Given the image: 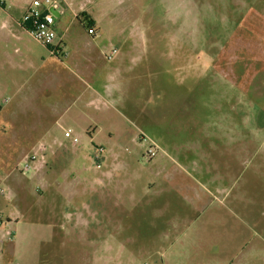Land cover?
<instances>
[{
    "label": "rangeland",
    "instance_id": "374dc122",
    "mask_svg": "<svg viewBox=\"0 0 264 264\" xmlns=\"http://www.w3.org/2000/svg\"><path fill=\"white\" fill-rule=\"evenodd\" d=\"M72 6L61 26L68 58L55 64L60 80L50 91L42 71L21 56L0 54V220L19 218L16 257L1 264H264V0H72ZM81 9L95 19L96 35L74 16ZM113 48L118 54L108 60ZM92 92L100 128L93 139L57 122L61 106L84 107ZM66 130L78 138L75 147ZM143 135L192 186L182 193L192 221L177 238L165 237L150 215L138 220L137 200L155 171ZM41 142L51 146L46 162L22 173ZM65 148L78 159L71 162ZM73 166L112 171L114 214L129 212L123 222L98 225L96 240L62 235V225L73 231L75 222L77 202L61 194V175Z\"/></svg>",
    "mask_w": 264,
    "mask_h": 264
},
{
    "label": "crops",
    "instance_id": "0c3cea01",
    "mask_svg": "<svg viewBox=\"0 0 264 264\" xmlns=\"http://www.w3.org/2000/svg\"><path fill=\"white\" fill-rule=\"evenodd\" d=\"M34 0H0V54L7 58V60L12 58V55L21 56L30 69L33 71H42L43 80L49 81L50 84L46 83L43 87H47L46 91H50L52 88V81L56 83L60 80L59 73L56 72L55 64H58L59 58L53 56L48 47L40 45L35 42L36 45L31 46L27 39L31 38V35L23 28L20 24V20L23 15L27 12L30 5ZM46 2V0H41ZM50 3H57V7L51 4L49 5V11L55 15L56 25L55 30L57 31L60 39L63 38L66 52L67 42L65 40L64 32L61 31V26L64 23V18H66V13L70 10L72 6V0H49ZM86 11L80 10L73 12L74 16L78 20V16ZM87 15H90L86 13ZM94 19V18H93ZM95 20V19H94ZM79 21V20H78ZM80 22V21H79ZM97 29V28H96ZM88 32V30H87ZM93 36V35H91ZM66 59L68 58V53ZM64 58V59H65ZM63 60V59H62ZM61 63V62H60ZM48 64L51 66L48 68ZM80 65V64H79ZM86 68L88 67L85 65ZM63 80V77H61ZM48 85V86H47ZM98 93H90L85 96L86 102L84 107L71 109V106L64 104L61 106V114L57 118V122L65 123L68 122V130L75 128L76 130L85 132L89 138L93 139L99 131L98 119L92 112L91 105L94 99L98 96ZM82 94L77 95L76 101L82 100ZM3 111V105L0 104V113ZM67 131V130H66ZM109 138H112V132H108ZM72 147H75L72 144ZM65 155L69 157L70 161L74 162L78 157L76 155L72 156V150H63ZM76 154V153H75ZM166 155V153L164 154ZM155 157L151 161L154 168V174L151 181H148L144 188L142 189V194H140V199L137 200V208H141V212H138V220L140 222L145 221L147 216L150 215L153 218V222L158 225L157 230L161 231L165 237L177 238L180 232L179 227L189 224L192 220L186 213V200L182 197V193L191 192L192 186L186 183V178H181L177 174V169H182L176 166L175 162L168 161L161 155V157ZM77 162H81V159ZM63 183H61V194H64L65 198L69 202L76 203L77 206L74 209V213L71 216L74 217L73 231L68 228V224L64 223L61 227L63 228V237L67 239L70 234L76 236L77 239H82L83 237L96 240L98 239V234L100 233L102 227L98 225L112 224L114 221H124L129 217V212L126 210L125 214L128 216L123 217V211L120 212L122 215L121 219H118L114 214V186L113 178L114 175L112 171H103L102 173H96L92 170L87 169H75L74 166L71 170H68L64 175ZM72 178V180H71ZM72 181L73 183H69ZM116 190L122 191L123 187H118ZM174 193H178L181 196V201L174 200ZM154 196L153 201L149 195ZM200 198V197H198ZM199 206L202 205V200L197 203ZM116 207L125 203H115ZM88 209V216H81L83 210ZM66 213V212H65ZM178 213H181L178 215ZM69 213H66L67 220ZM65 216V218H66ZM70 217V216H69ZM15 219V220H14ZM15 224L19 223V218H11L3 221L0 220V264L9 261L12 256L16 257L18 243L15 231L10 228ZM14 224V225H13ZM87 224V225H86ZM108 233H113V228H105ZM14 231L15 238L9 239L7 236V231ZM88 232V237L85 232ZM27 235V240L29 241L31 237ZM69 240V239H68ZM20 245V243H19ZM16 264H21L19 262H14ZM13 263V264H14Z\"/></svg>",
    "mask_w": 264,
    "mask_h": 264
},
{
    "label": "built area",
    "instance_id": "2783aa9c",
    "mask_svg": "<svg viewBox=\"0 0 264 264\" xmlns=\"http://www.w3.org/2000/svg\"><path fill=\"white\" fill-rule=\"evenodd\" d=\"M51 4L49 0L43 2L41 0H34L30 5L27 12L23 15L20 20V24L26 31L31 35V37L38 42L40 45L48 47L53 56L64 59L67 57V52L64 51L65 44L63 38L60 39L57 31L55 30L56 18L55 15L49 11V5ZM54 7H57V3H52ZM89 35H96L94 28L88 29ZM118 54V50L113 48L112 51L106 55L108 60L114 59ZM65 137L72 138L73 144H77L78 138L73 137L72 131H66ZM140 143L146 145L145 156L152 160L159 155L158 146L152 142L146 136L139 137ZM51 146L46 143H39L33 154L26 156L24 165L21 167L20 171L22 173H30L37 171L41 168L42 164L46 162L47 154L49 153ZM103 152V148L96 149V158ZM97 168H101V164L97 165ZM5 195V190L3 185L0 183V197ZM7 236L9 239H14L15 232L7 231Z\"/></svg>",
    "mask_w": 264,
    "mask_h": 264
},
{
    "label": "trees",
    "instance_id": "16d2710c",
    "mask_svg": "<svg viewBox=\"0 0 264 264\" xmlns=\"http://www.w3.org/2000/svg\"><path fill=\"white\" fill-rule=\"evenodd\" d=\"M77 18L86 29L93 28L95 24V21L85 12L81 13Z\"/></svg>",
    "mask_w": 264,
    "mask_h": 264
}]
</instances>
